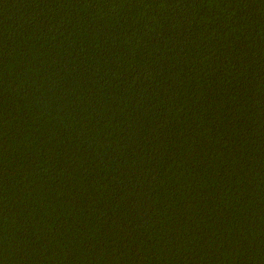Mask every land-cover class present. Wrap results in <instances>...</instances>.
<instances>
[{
	"label": "trees",
	"instance_id": "1",
	"mask_svg": "<svg viewBox=\"0 0 264 264\" xmlns=\"http://www.w3.org/2000/svg\"><path fill=\"white\" fill-rule=\"evenodd\" d=\"M0 264H264V0H0Z\"/></svg>",
	"mask_w": 264,
	"mask_h": 264
}]
</instances>
